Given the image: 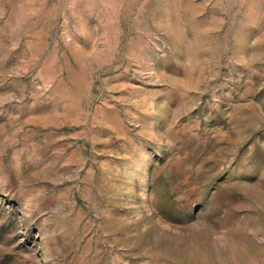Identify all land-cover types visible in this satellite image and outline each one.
<instances>
[{
    "label": "rangeland",
    "instance_id": "obj_1",
    "mask_svg": "<svg viewBox=\"0 0 264 264\" xmlns=\"http://www.w3.org/2000/svg\"><path fill=\"white\" fill-rule=\"evenodd\" d=\"M0 264H264V0H0Z\"/></svg>",
    "mask_w": 264,
    "mask_h": 264
}]
</instances>
